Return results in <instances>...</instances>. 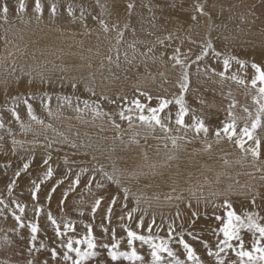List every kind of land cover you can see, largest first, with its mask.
I'll return each instance as SVG.
<instances>
[{
  "label": "rangeland",
  "instance_id": "374dc122",
  "mask_svg": "<svg viewBox=\"0 0 264 264\" xmlns=\"http://www.w3.org/2000/svg\"><path fill=\"white\" fill-rule=\"evenodd\" d=\"M39 4L38 12L37 0H0V123L4 125L0 128V264H71L61 259L67 249L60 242L69 238L85 241L74 244L82 251L99 252L86 264H141L123 257L113 261L108 249L99 248L101 243L115 252L130 253L135 248L147 264L151 249L140 241L130 248L128 231L151 235L155 244L166 243L185 264L193 262L178 243L181 232L203 264H217L220 259L240 264L235 238L229 241L233 249L216 245L225 239L221 229L228 223V211L241 218L232 221L245 251H253V239H259L258 232L240 225H246L249 216L264 225V127L255 131L262 142L258 159L229 141L222 129L229 105L238 134L246 125L251 127L259 109L260 85L254 87L251 80L257 75L252 64L264 69V0H39ZM196 4L203 6L204 14L196 11ZM117 26L123 34L119 39ZM209 40L221 56L214 58L209 50L197 61ZM173 56L189 72V87L183 93L188 109L185 125L202 120L209 129L207 137L175 124L183 70ZM229 56L244 65L231 60L225 69L223 60ZM24 99L32 104L36 119L28 114ZM159 99L172 100L160 116L170 114L167 137H180L178 147L158 127L152 131L137 118L133 101L145 105L144 115H149L147 108L158 107ZM93 104L107 115L97 116ZM122 110L132 116L131 127L120 118ZM261 120L264 123V117ZM217 130H221L218 143ZM244 141L245 148L253 146L247 137ZM25 163L29 167L21 171ZM101 166L118 183L91 171ZM49 167L53 174L45 179ZM81 168L89 171L81 173ZM77 175L80 182L73 184ZM33 181L40 185L36 200L31 196ZM97 199L101 204L93 213ZM16 215L23 224L36 225L35 241L30 228L19 226ZM89 225L98 245L91 250L86 243ZM57 227L63 233L60 237L55 235ZM53 248L58 253L55 261ZM69 255L75 257L74 252ZM160 255L172 261L166 252ZM259 255L253 251L254 257Z\"/></svg>",
  "mask_w": 264,
  "mask_h": 264
},
{
  "label": "snow or ice",
  "instance_id": "6c2138e0",
  "mask_svg": "<svg viewBox=\"0 0 264 264\" xmlns=\"http://www.w3.org/2000/svg\"><path fill=\"white\" fill-rule=\"evenodd\" d=\"M21 10L23 9V4H21ZM37 11H41V6L39 4V0H37ZM129 9L132 8V5L130 4ZM195 9L196 11H199L201 14H204L203 12V6L200 4H196L195 5ZM4 13L7 14V7L5 6L3 9ZM68 12L69 15L72 16V8L71 6H69L68 8ZM52 14L55 15L56 14V6L53 5L52 6ZM83 17V13H81V18ZM195 15H193L192 19L195 20ZM73 19H75V17L73 16ZM101 25L104 27L105 31H108V26L104 21H100ZM127 26V25H126ZM122 33L119 31L118 26H117V38H121L122 37ZM209 50H212V55L214 58H219L221 56L220 52L215 51L212 48V43L209 40L206 45L204 46L201 55H198L196 57V60L199 61L202 59L203 56L208 55ZM177 52L179 51V49L176 50ZM172 59L176 62V64H179L182 71L181 74V78L179 80V89L181 92V95L179 98H177L175 100V103L177 105L180 106L179 111L176 114V118H175V124L177 126H180L182 128H187V127H192L194 128L195 132L197 134L203 132L205 137H207L208 135V131L209 129L204 125L202 120H195V123L193 125H185L184 122V116L186 115L188 109L185 106L184 103V98H183V93L186 92L188 90L189 87V72H188V68L187 66L181 61L179 60L176 56H173ZM231 60H235L237 64H240L241 66L244 65L243 61H240L238 59H236V57L234 56H229L224 58L223 60V65L224 68L227 69L230 65V61ZM252 68L255 70V72L257 73V75L251 80V84L255 87L258 84L260 85V87L258 88V92H259V99L257 100V103L259 104V109L257 111V115L256 117L252 120L251 123V127L249 128L247 125L245 127H243L242 129L239 130V134L237 133V125H236V116L232 113L231 109L233 107V105H229L228 108V113H227V122L224 123L223 125V135L227 137V139L231 142H234L236 144V146H238L242 151L244 152H250L253 159H258L261 155L260 149H261V145L262 142L260 140L259 137H257L255 135V131L258 128L264 127V123H262L261 117H264V69H261L260 66L256 65V64H252ZM220 75H223V73H220ZM235 77H233L234 79ZM43 82V79L42 81ZM240 83H243V81H239ZM29 83H31V80L29 81ZM72 87L75 89L76 85L73 84ZM94 94V93H93ZM145 96H147V94H143ZM66 100H68V97H65ZM107 99V98H105ZM148 100H151L152 97L151 96H147ZM111 102V101H109ZM23 103L27 105V111L28 114L32 117V119H36V117L33 115V107L32 104L28 102L27 99L23 100ZM85 107H88V101H85ZM132 103L135 104L136 106V110L138 111L139 115H138V120L141 122L142 126L147 127L148 129L155 131V129L158 127L160 129L161 132L166 134V138L171 139V142L173 144V147H178L177 144V140L181 139L180 137H167V133H169L171 131V128L169 127V120H170V114H166L164 117L160 116V113L163 112L169 104L172 103V100H166V99H159V103H158V107H148L147 108V112L149 113V115H144V111H145V105L141 104L139 100H135ZM99 105L98 104H93V108L95 110V114L97 116L100 115H107V113H102L100 112L99 109ZM129 112H131L132 110L129 109ZM245 112L248 111L247 108L244 109ZM13 115L16 116V113L13 112ZM119 116L122 120H127L129 123V126H132V116L131 115H126L125 111H120L119 112ZM17 119H19V116H16ZM113 126L116 127L117 129L120 127L118 124L113 123ZM4 125L3 123H0V128H3ZM179 130V128L177 129ZM216 138H217V143L219 142L220 138H221V130H217L215 132ZM244 137H247L248 140L253 142V146L249 147V148H245V141H244ZM135 142V141H133ZM72 147H76V145H72ZM165 147H167V145H165ZM208 147L210 148L211 145H208ZM45 164L48 163V160L46 159L44 161ZM29 167L28 163H25L23 166V169H21V171L26 170ZM89 169L87 168H81L80 172L84 173V172H88ZM91 171L96 172L99 171L101 172L107 179L112 180L114 183H118V180H116L114 178V176H110L108 175V173L103 171V166H101L99 169L93 168ZM53 174V170L51 167L48 168V171L45 174V179L51 177ZM20 175V172L18 171L16 173V176L18 177ZM80 182V176L77 175L75 181L73 182V184H78ZM91 181H89L90 183ZM34 185L33 190L31 191V196L33 200L37 199V191H39L40 189V185L36 184L35 181L32 182ZM15 186V180L12 181V183H10L8 185V190L9 193H11L12 188ZM97 187H102L101 184L97 183ZM69 190H72V186L70 185ZM56 189L53 188L52 192H55ZM125 200H127V194H128V190L125 189ZM65 196H67V193H64ZM51 198V194H49V199ZM117 201L115 198L112 199L111 204H115ZM61 203H63V201H61ZM197 203H199V200L197 201ZM227 204V201L225 202ZM101 204L100 199H97L94 203V205L92 206V212L96 213V209L97 207H99ZM111 204L109 205V207L107 208V212L109 213V216H111V214L113 213V208L111 206ZM19 207V205H17ZM227 206L229 208H231L230 204H227ZM126 207V205H125ZM20 212H24V208L20 207L19 208ZM136 209H132V211H135ZM38 211V210H37ZM193 215H196V213H193ZM227 216L229 217L228 223L221 229V231L224 234L225 239L221 240L216 247L219 248L220 244L225 245L228 249H233V245L229 243L230 240H232L233 238H235V240L238 242L240 250L238 252H236V255L240 258V264H261V262H264V243H261V241H264V225L261 224H257L252 222V217L249 216V222L244 225L241 224L240 227H247L249 232H253L254 234L256 232L259 233V239H253V243H252V249L254 252H258L260 253V255L258 257H254L253 256V251H245L244 250V240L243 237L241 235H239V230L237 227L233 226V221L232 218H234L237 222L240 221V216L236 215L233 211H228L227 212ZM49 220L52 221L53 224H56V221L54 219H52L51 214H49L48 216ZM129 218H131V212L129 213ZM14 219L19 223V226L21 228L23 227H28L31 230L32 236L31 239L32 241H35L36 239V232H37V227L35 224H23L22 221V217L19 215L14 216ZM217 220H221L220 216L216 217ZM121 220H123V216H121ZM155 221L153 220L152 223H154ZM143 223V220L141 219V224ZM152 223H150L148 225V229L149 232L151 231L152 228ZM70 228L69 224L65 225V229L68 230ZM169 229L171 232L172 229V225L169 224ZM103 231L107 232V229H102ZM55 235L57 237H60L63 235V233L60 232L59 227H57L56 231H55ZM189 235H191V233H189ZM127 236H128V240H127V244L130 248L133 247V242L134 241H140L142 244H147L149 246V248L151 249V260L149 262H147V264H185L184 260H181L177 257V255L173 252V250L171 248H169L167 246L166 243H161V244H155L153 243V237L151 235L145 236V235H138L135 231H128L127 232ZM181 238L179 239L178 243L179 245H181L184 249V251L187 254V259L192 261L193 264H203V261L200 260L199 257H197L196 253L194 252L193 248L185 242V240L183 239V232L180 233ZM195 239V237H193ZM85 243V241L82 240H76L73 241V239L69 238L66 243L64 241L60 242V246L62 248L66 247L67 251L63 252V255L61 257V259L65 262L67 261H71V264H86L87 261H90L92 258L97 257L99 255V252L97 251H82L81 248L79 247H75L74 244H83ZM87 243V249H96L98 247L97 242L95 239L92 238V230H91V226H88V238L86 240ZM41 247H44L43 245H41ZM116 244L112 245V248H115ZM204 247L208 250V255L212 256L213 253L209 248V245L207 243L204 244ZM99 248L102 249H108V256L113 260V261H118L121 257H123L125 260H129V261H140L141 264H146V262L144 261V257L141 255H138L135 248H133V250L129 253V252H115L113 251L111 248L108 247L107 244H103L101 243L99 245ZM220 251H224L223 248L220 249ZM75 253V257L73 258L72 256L69 255V253ZM162 252H166L167 255L169 257L172 258V261H165L164 258L160 255V253ZM215 255L219 256V252L216 253ZM58 253L56 251L55 248L51 249V258L55 261L57 259ZM247 257V261L244 260V258ZM29 264H33V262H29ZM43 264H47V261H44ZM217 264H227V262L225 260H218Z\"/></svg>",
  "mask_w": 264,
  "mask_h": 264
},
{
  "label": "bare ground",
  "instance_id": "6f19581e",
  "mask_svg": "<svg viewBox=\"0 0 264 264\" xmlns=\"http://www.w3.org/2000/svg\"><path fill=\"white\" fill-rule=\"evenodd\" d=\"M59 33V32H58ZM61 35V34H60ZM63 38V37H62ZM165 203V202H164Z\"/></svg>",
  "mask_w": 264,
  "mask_h": 264
}]
</instances>
